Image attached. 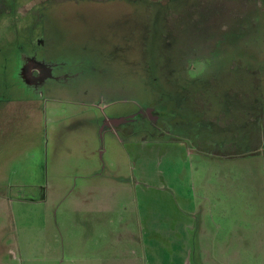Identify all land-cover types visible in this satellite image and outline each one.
<instances>
[{
    "label": "rangeland",
    "instance_id": "1",
    "mask_svg": "<svg viewBox=\"0 0 264 264\" xmlns=\"http://www.w3.org/2000/svg\"><path fill=\"white\" fill-rule=\"evenodd\" d=\"M86 256L264 264V0H0V264Z\"/></svg>",
    "mask_w": 264,
    "mask_h": 264
},
{
    "label": "flooded vegetation",
    "instance_id": "2",
    "mask_svg": "<svg viewBox=\"0 0 264 264\" xmlns=\"http://www.w3.org/2000/svg\"><path fill=\"white\" fill-rule=\"evenodd\" d=\"M43 46L41 39H32L30 45L24 47L29 54L24 55L23 65L20 67V75L24 85H27L30 89H38L46 84L48 81L60 82V78L55 74V65L46 64L40 60L36 50L37 46ZM12 85V84H11ZM13 87V86H12ZM11 100H7V102Z\"/></svg>",
    "mask_w": 264,
    "mask_h": 264
},
{
    "label": "crops",
    "instance_id": "3",
    "mask_svg": "<svg viewBox=\"0 0 264 264\" xmlns=\"http://www.w3.org/2000/svg\"><path fill=\"white\" fill-rule=\"evenodd\" d=\"M161 239L166 240L165 238H161ZM163 243L166 244V241H163ZM171 245H172V242H171ZM198 250H199V248H198ZM179 252L181 254H183L184 257L188 256L187 247L185 249H183L182 251H179ZM80 261L83 262L84 264H91L90 262H93V261H98V264H139L138 257H134V258H131V259H124V260L121 261V259H119V258H106V259L96 260L95 258L86 256L85 258L83 257L82 259H79V260H76V261H74L73 259L70 260V262L72 264H75V262L79 264ZM140 264H144V263H140Z\"/></svg>",
    "mask_w": 264,
    "mask_h": 264
}]
</instances>
